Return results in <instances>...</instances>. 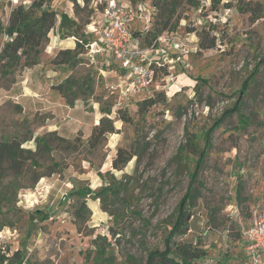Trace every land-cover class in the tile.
<instances>
[{"label":"rangeland","instance_id":"obj_1","mask_svg":"<svg viewBox=\"0 0 264 264\" xmlns=\"http://www.w3.org/2000/svg\"><path fill=\"white\" fill-rule=\"evenodd\" d=\"M120 1L152 9L141 48L151 51L165 32L170 38L156 46L155 58L167 64L145 94H126L117 65L86 46L76 67L52 64L59 51L76 49L77 37L99 39L101 12L90 0H43L44 9L74 19L78 35H60L57 21L38 64L22 60L0 78V264L143 262L163 249L189 188L188 232L175 242L199 243L205 256L196 264H241L249 209L264 199V0ZM9 11L0 2L2 28ZM7 40L0 33V53ZM66 80L73 88L64 97L56 87ZM237 102L240 111H231ZM102 111L115 132L90 149ZM3 144L19 149L17 164ZM119 149L131 160L114 170ZM81 189L90 193L75 195ZM82 202L87 212L78 218Z\"/></svg>","mask_w":264,"mask_h":264},{"label":"trees","instance_id":"obj_2","mask_svg":"<svg viewBox=\"0 0 264 264\" xmlns=\"http://www.w3.org/2000/svg\"><path fill=\"white\" fill-rule=\"evenodd\" d=\"M74 2V0H70ZM87 0H84L86 3ZM43 0H33L31 5L24 7L17 5L10 13L8 24L5 28L0 27V33H3L8 37V40L4 43L0 53V62H2L0 70V78H5L14 72L23 60V67L35 66L38 64L39 55L42 51L43 45L48 40L49 32L54 28L58 21V32L60 35L70 38L78 35L79 25L76 21L70 18L67 14L63 13L58 15L53 10L44 9ZM59 19V20H57ZM165 28V26L163 27ZM164 30V29H162ZM76 49L75 50H63L59 51L55 58L52 60V64L56 66L66 65L68 67H76L80 62L78 59L79 50L84 48L89 42L82 38L77 37ZM167 75L166 72L163 76ZM257 75V70H253L249 74L247 80L242 83L241 92H244L248 84ZM198 83V82H197ZM73 85L70 80H66L65 83L60 84L56 87L59 94L65 97L66 92L72 93ZM154 101L149 100L147 105H153ZM241 109V103L237 102L234 105L233 112H239ZM229 111V112H231ZM104 115L99 119L97 125H95L91 131L88 145L90 149H94L102 141L106 140V137L115 132L113 122L106 117V111H102ZM124 116L121 120L125 121ZM210 132L204 133V138L207 143L205 148H209L210 144ZM38 145H41L43 149H46V142L43 138L38 139ZM3 151L6 152L7 158L14 164L20 159L19 149L14 148L13 145H2ZM41 148V149H42ZM200 158L197 162L199 165L202 162ZM131 160L129 155H126L124 151L118 150L116 157L112 161V168L114 170H120V168ZM195 173L192 175L194 176ZM42 178V177H40ZM107 193H115V190L109 192V188H104ZM75 195L84 197L89 194L90 191L78 190L75 191ZM99 197H96L97 199ZM100 199V198H99ZM192 193L190 188L185 193L184 197L180 201L179 205L174 211L171 228L163 242V249L154 248L147 251L145 261L137 262L131 257L127 260L132 264H196L197 261L205 256V252L200 247L199 243L189 242H175L177 237H182L188 232V222L192 216L189 208H191ZM87 212L86 203L82 202L79 204L75 211L76 217L81 218ZM104 249H100L98 254L100 259L103 258ZM104 260V259H103ZM107 264H112L109 258L105 259ZM16 264H21L17 261Z\"/></svg>","mask_w":264,"mask_h":264},{"label":"built area","instance_id":"obj_3","mask_svg":"<svg viewBox=\"0 0 264 264\" xmlns=\"http://www.w3.org/2000/svg\"><path fill=\"white\" fill-rule=\"evenodd\" d=\"M90 1L100 10V23L103 25L102 30L97 32L99 39L86 45L89 48L88 54L91 56L104 54L117 65L125 79L126 94L130 96L145 94L156 85L157 73L164 70L167 64L160 60L161 55L155 58L156 48L170 38L166 32L158 35L151 42L152 50H144L141 48V42L145 35L152 32V9L141 3L132 5L122 3L120 0ZM0 2L5 3L10 11L17 5L24 7L31 5L30 0ZM137 22L143 23L142 28L137 27ZM179 59L177 57V60ZM165 77L171 78V75L167 74ZM241 245L243 249L241 264H264V199L255 201L250 207L249 222L241 234Z\"/></svg>","mask_w":264,"mask_h":264},{"label":"crops","instance_id":"obj_4","mask_svg":"<svg viewBox=\"0 0 264 264\" xmlns=\"http://www.w3.org/2000/svg\"><path fill=\"white\" fill-rule=\"evenodd\" d=\"M137 27H139V22L136 23ZM69 46H71V43H67ZM69 48V47H68Z\"/></svg>","mask_w":264,"mask_h":264}]
</instances>
